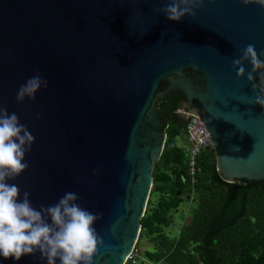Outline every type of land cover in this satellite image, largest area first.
I'll list each match as a JSON object with an SVG mask.
<instances>
[{
	"label": "water",
	"instance_id": "1",
	"mask_svg": "<svg viewBox=\"0 0 264 264\" xmlns=\"http://www.w3.org/2000/svg\"><path fill=\"white\" fill-rule=\"evenodd\" d=\"M167 2L0 0V105L35 137L29 168L8 182L37 209L72 191L81 207L102 213L93 264H126L139 239L166 138L156 102L171 91L206 127L224 181L264 180L259 76L248 82L245 63L238 79L232 65L248 44L264 51V8L205 0L195 18L173 22L155 11ZM37 71L47 89L18 103ZM0 264L47 260L36 252L0 256Z\"/></svg>",
	"mask_w": 264,
	"mask_h": 264
},
{
	"label": "clouds",
	"instance_id": "2",
	"mask_svg": "<svg viewBox=\"0 0 264 264\" xmlns=\"http://www.w3.org/2000/svg\"><path fill=\"white\" fill-rule=\"evenodd\" d=\"M211 2V0H209ZM247 7L258 5L264 8V0H239ZM205 0H168L162 8L169 21L180 22L184 17L195 18L196 11ZM264 51L257 53L253 44H248L239 57L232 60L237 78H244L245 63H250L252 72L247 74L248 82L260 80L254 103L264 108ZM48 81L36 72L20 85L16 100L18 103L35 101L37 93L47 89ZM257 92V86H252ZM35 137L27 125L20 122L15 112L9 114L0 105V256L19 261L24 255L41 254L47 264H93L103 240L97 234L95 223L103 218L81 207L77 193L69 191L58 202L39 209L32 206L30 193L25 191L20 198V188L8 181L20 177L28 168L26 155L31 151Z\"/></svg>",
	"mask_w": 264,
	"mask_h": 264
},
{
	"label": "trees",
	"instance_id": "3",
	"mask_svg": "<svg viewBox=\"0 0 264 264\" xmlns=\"http://www.w3.org/2000/svg\"><path fill=\"white\" fill-rule=\"evenodd\" d=\"M185 98L181 91H171L156 102L173 136L186 135L185 119L183 126L176 113ZM183 174L199 193L198 205L188 229L173 242L163 240L158 256L168 264H246L251 252L260 248L264 264V180L227 183L216 169L212 151L196 159L193 182ZM153 222L152 217H142L141 226L146 229Z\"/></svg>",
	"mask_w": 264,
	"mask_h": 264
},
{
	"label": "rangeland",
	"instance_id": "4",
	"mask_svg": "<svg viewBox=\"0 0 264 264\" xmlns=\"http://www.w3.org/2000/svg\"><path fill=\"white\" fill-rule=\"evenodd\" d=\"M183 111L185 109L180 107L176 113L184 126ZM165 128V144L161 156L155 161L158 167L156 169L154 165L153 182L143 216L152 217L154 222L146 229L141 226L131 264H168L163 260L165 257L158 256L161 242H173L181 236L188 229L198 205L199 193L183 174H188L184 151L186 138L173 136V131L168 126ZM260 254V248L254 249L246 264H263Z\"/></svg>",
	"mask_w": 264,
	"mask_h": 264
},
{
	"label": "built area",
	"instance_id": "5",
	"mask_svg": "<svg viewBox=\"0 0 264 264\" xmlns=\"http://www.w3.org/2000/svg\"><path fill=\"white\" fill-rule=\"evenodd\" d=\"M181 113L185 115L184 119L186 122V145L184 151L186 153L188 175L193 182V176L196 171V159L205 152H214V148L209 133L200 119L191 113L184 111ZM134 250L136 251L135 247L128 260L133 259Z\"/></svg>",
	"mask_w": 264,
	"mask_h": 264
},
{
	"label": "flooded vegetation",
	"instance_id": "6",
	"mask_svg": "<svg viewBox=\"0 0 264 264\" xmlns=\"http://www.w3.org/2000/svg\"><path fill=\"white\" fill-rule=\"evenodd\" d=\"M186 100V99H185ZM184 103H185V101L184 102H182V104H181V108H183L184 107ZM163 129V128H162Z\"/></svg>",
	"mask_w": 264,
	"mask_h": 264
}]
</instances>
